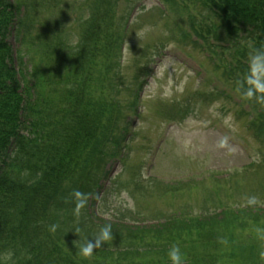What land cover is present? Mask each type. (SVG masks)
Segmentation results:
<instances>
[{"label": "trees", "instance_id": "trees-1", "mask_svg": "<svg viewBox=\"0 0 264 264\" xmlns=\"http://www.w3.org/2000/svg\"><path fill=\"white\" fill-rule=\"evenodd\" d=\"M200 2L217 20L206 29L193 30L199 38L211 34L218 39L219 30L224 32L232 52L225 71L236 86L248 91L253 88L248 83L251 57L264 52V0ZM113 3L96 0L91 7L96 6L97 13L80 36L81 54L95 57L100 53L103 66L76 53L73 66L62 76L55 68L58 63L54 64L65 50L59 36L47 33L41 39L39 28L33 27L35 21L23 17L25 4L0 0V264H172L169 251L173 246L179 247L183 264H264L257 247L239 241L233 233L235 224L243 221V210L236 209L187 218L179 212V216L150 225L98 221L92 214L81 213L78 226L83 245L84 240L95 239L105 225H111L113 233L114 242H103L89 257L80 248L65 250L68 241L58 235L54 240L45 222L55 223L61 210L56 223L74 220L77 191L87 198L85 205H92L100 186L96 175L97 182L92 178L94 164L102 161L108 139L116 137L118 146L127 132L118 122L122 117L118 98L102 91L112 86L110 67L123 42L121 29L115 35L105 33L103 43L99 38L102 27L114 23ZM10 36L24 48H13ZM250 123L264 138V109ZM260 187L263 192L264 183ZM247 215L261 220L264 209L261 214L250 209ZM227 229V238H223L227 241L221 243ZM56 231L62 232L61 227ZM63 236L67 239L68 233ZM114 245L122 248L113 250Z\"/></svg>", "mask_w": 264, "mask_h": 264}, {"label": "rangeland", "instance_id": "rangeland-1", "mask_svg": "<svg viewBox=\"0 0 264 264\" xmlns=\"http://www.w3.org/2000/svg\"><path fill=\"white\" fill-rule=\"evenodd\" d=\"M20 1L26 5L23 17L35 21L33 27L39 28L41 39L43 34L54 33L63 41L64 55L54 61L62 76L73 66L76 53L103 66L100 53L82 55L79 49L82 29L97 13L96 6L91 7L96 0ZM173 1L114 0V23L109 20L111 27H102L99 38L103 43L105 33L115 35L121 29L123 42L112 59V86L102 91L118 98L122 110L118 122L128 133L118 146L116 137L108 139L102 161L95 162L92 178L96 175L101 186L95 190L96 198L91 196L92 205H85L84 198L83 209L74 220L56 223L61 220V210L55 223H45L54 240L58 235L68 241L67 250L83 245L78 226L81 213L92 214L98 221L150 225L179 216V212L191 217L243 210V221L235 224L233 233L239 241L254 244L257 256L264 257V216L257 220L247 215L250 209L258 214L264 209V191H260L264 138L250 123L264 109V100H257L254 89L249 98L227 75L224 66L232 52L221 29L213 43L226 50L211 49L202 43L208 45L210 36L201 41L193 34L192 25L204 28L215 21L208 10L195 0H175L176 5ZM194 14L202 19L194 17L190 23ZM9 41L13 48H24L13 36ZM250 197L256 203L249 204ZM73 228H79V233H73ZM228 231L221 243H226L223 238ZM64 233H68L67 239Z\"/></svg>", "mask_w": 264, "mask_h": 264}, {"label": "clouds", "instance_id": "clouds-1", "mask_svg": "<svg viewBox=\"0 0 264 264\" xmlns=\"http://www.w3.org/2000/svg\"><path fill=\"white\" fill-rule=\"evenodd\" d=\"M248 83L253 86V88L260 93H264V52L257 51L255 55L251 57V76L248 78ZM253 88H249L246 95L251 98L253 96ZM257 100H264V96H258ZM74 195L79 198V202L76 205V212L79 213V209L83 207L84 199L82 194L77 191ZM249 204L256 203L255 197H250L248 199ZM56 225L52 226V231H55ZM79 232V228L75 230ZM113 239V233L111 225H105L95 241L87 240L86 243L80 248V253L84 257H89L93 255V249L101 247L103 242H107ZM12 253L9 252L7 255L8 259H11ZM169 258L172 261V264H183L182 255L179 247L173 246L169 251Z\"/></svg>", "mask_w": 264, "mask_h": 264}]
</instances>
